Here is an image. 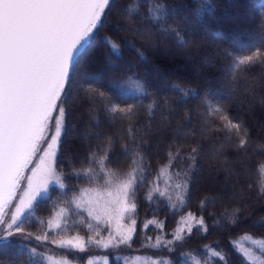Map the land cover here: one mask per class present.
<instances>
[{
	"label": "trees",
	"instance_id": "trees-1",
	"mask_svg": "<svg viewBox=\"0 0 264 264\" xmlns=\"http://www.w3.org/2000/svg\"><path fill=\"white\" fill-rule=\"evenodd\" d=\"M133 2L111 0L102 26L94 30L86 50L78 57L69 89V105H66L70 107L67 131L62 136V154L57 157V170L63 172L66 187L50 185V199L46 198L34 209V218L27 227L34 233L41 228L47 231L39 220L47 222L58 207H67L68 234L79 232L87 238L90 234L87 228L77 223L81 218L88 220L87 213L64 201L94 185L83 175L76 176L72 169L87 167L90 153L102 154L100 148L111 137L108 166L120 172L127 170L130 160L123 154L122 146L129 143L128 122L109 112L102 103L90 101L87 90L91 86L108 92L121 104L137 105V115L133 118L137 126L135 135L137 141H143L144 160L150 164L149 181L167 161L170 148L182 146L184 162L178 159L173 167L176 171H188L187 203L181 208L173 197L169 201L158 194H153L149 201V185L145 184L135 195L136 230L131 247L103 249L90 245L87 253H72L50 243L39 245L35 240L28 242V247L36 246L49 255L64 253L69 258L75 257L72 261L79 264L102 255L109 256L110 264H125L124 257L132 261L138 255L147 261L158 260L160 264L165 260L169 264H193L190 256H198L203 264L204 246L211 245L226 254L228 264H242L241 254L234 251L229 241L239 240L245 247H251L250 242L242 240L243 234L264 236V224L254 227L264 217V195L257 186L258 181L264 183V169L258 170V165L264 162V149L257 148V144H264V66L234 68L229 53L249 52L264 46L261 18L264 0H208L213 11L202 10L198 16L194 15L198 5L193 0H155L169 9H177V14L170 16L167 23L180 30L183 40L159 30L153 21H145L143 11L130 24L125 13L126 6ZM113 44L117 49L112 48ZM129 77L141 81L145 92L118 89L111 83ZM253 81L254 89L249 87ZM181 89L191 91L183 95ZM217 106L247 129L252 141L247 150L238 148L234 133L218 131L221 122L208 111ZM193 146L198 147V154L195 166L189 168L193 161L187 159L186 153ZM167 179L165 175L164 180ZM175 180L174 177V183ZM159 185L163 190V180ZM172 189L170 194L169 187L171 196L177 192ZM201 201H204L202 209ZM172 204L176 205L175 210L170 207ZM236 209L238 221L232 224L231 214ZM226 211L228 215H222ZM189 212L197 218L203 216L207 233L194 227L192 235H186L183 242L167 247L150 246L148 237L152 238V244L157 236L173 239L181 217ZM149 220L161 222L163 228L155 224L145 227ZM100 227L102 236L106 237L108 226ZM58 231L50 235L55 236ZM13 239L12 243H0V262L12 264L13 257L19 255L20 238Z\"/></svg>",
	"mask_w": 264,
	"mask_h": 264
},
{
	"label": "snow or ice",
	"instance_id": "snow-or-ice-1",
	"mask_svg": "<svg viewBox=\"0 0 264 264\" xmlns=\"http://www.w3.org/2000/svg\"><path fill=\"white\" fill-rule=\"evenodd\" d=\"M193 2L198 5L193 10L194 15H200L202 10L213 11L208 0ZM110 3L111 0H0V243H12L13 238H20L19 255L13 257L12 264H41L42 261L46 264H72L75 257L69 258L64 253L49 255L39 251L36 246L28 247V242L32 240L39 245L50 243L72 253H87L90 245L103 249H119L122 245L131 247L136 230V220L132 218L136 211L135 195L137 189L145 184L149 185V201L153 194L171 201L169 187H174L180 207L187 203L188 171H176L173 167L178 159L184 162L182 146L170 148L167 161L161 165L157 176L149 181L150 164L144 160L143 141H137L135 135L137 126L133 118L137 115V105L121 104L108 92L91 86L87 90L90 101L102 103L109 112L128 122L129 143L122 146L123 154L130 160L127 170L120 172L108 166L112 139L106 138L105 146L100 148L102 154L90 153L87 167L72 169L76 176L83 175L94 186L81 189L79 196L64 201L87 213L88 220L81 218L77 221L90 233L87 238L79 232L68 234L67 207H58L47 222L39 220L47 231L43 228L35 233L28 230L27 225L34 218V209L46 198L50 199V185H58L61 189L66 187L63 172L57 170V157L62 154V136L67 131L70 107L66 105H69L72 76L79 63L78 57L86 50L94 30L102 26V18L106 16V9L110 10ZM141 11L144 12L143 19L153 21L159 30L169 32L180 40L185 38L179 29L167 23L170 16L177 14L175 7L169 9L165 4L155 3V0H134L126 6L128 22H135ZM261 18L264 20V11ZM117 47L112 45L113 49ZM229 56L234 68L264 66V46L249 52L229 53ZM111 83L118 89L145 92L143 83L132 77ZM249 87L254 89L255 81ZM180 91L188 95L191 90ZM208 111L221 122L218 131L226 130L238 137L239 149L247 150L251 146L247 129L234 121L223 108L210 107ZM257 148L264 149V144H257ZM197 154V146L186 153L187 159L193 161L189 168L195 166ZM259 169H264V162L258 165ZM165 175L167 180H164ZM174 177L177 182L172 184ZM161 180L165 185L163 190L159 185ZM257 186L264 195V183L258 181ZM170 207L176 209L175 204ZM203 207L204 201H201V209ZM238 211L236 209L231 214L232 224L238 221ZM114 215L117 227L112 230ZM222 215H228L227 211ZM125 219L129 221L128 224L121 223ZM187 220L194 223L186 224ZM102 224L108 226L106 237L101 234ZM150 224L163 228V224L157 220H149L145 227ZM261 224H264V217L254 227ZM194 227L203 233L208 232L203 216L197 218L189 212L187 217H181L179 226L172 234L173 239L163 240L157 236L154 244L151 237L147 239L152 247H160L161 244L167 247L175 242H183L186 235H192ZM56 230H59L56 235L51 236L50 232ZM242 240L250 242L251 247H245L239 240L229 241L234 251L241 254L242 264H264V236L254 237L251 233H245ZM203 255V264H228L226 254L211 245L204 246ZM142 259L136 256L129 261L124 257V262L137 264ZM190 259L193 264H202L198 256H190ZM86 264H110L109 256L88 258ZM145 264H148L147 260ZM151 264H160V261L152 260ZM163 264H169V261L165 260Z\"/></svg>",
	"mask_w": 264,
	"mask_h": 264
},
{
	"label": "rangeland",
	"instance_id": "rangeland-1",
	"mask_svg": "<svg viewBox=\"0 0 264 264\" xmlns=\"http://www.w3.org/2000/svg\"><path fill=\"white\" fill-rule=\"evenodd\" d=\"M53 115H55V113L53 114ZM34 163H35V161H34ZM31 167V166H30ZM175 182H177V180H175ZM23 183V182H22ZM172 184H174V182H173V180H172V182H171ZM171 188V191H170V194L174 191L173 189H172V187H170ZM172 197L174 198V199H176V194L175 193H173V195H172ZM8 210V209H7ZM6 210V211H7ZM196 216V215H195ZM187 217V216H186ZM132 218H133V214H132ZM134 219V218H133ZM121 223H123V224H128L129 223V221L127 220V219H125L124 221H121ZM192 223H194L193 221H191V220H187L186 221V224H192ZM186 226V225H185ZM111 227H112V230H115L116 229V227H117V219H116V217H115V215L113 216V218H112V220H111ZM193 230H194V228H193ZM50 250H52V249H50ZM61 253H57L56 255L57 256H59ZM139 256V255H138ZM97 257H99V256H94V257H92L93 259H95V258H97ZM142 258H144V257H142ZM204 259V258H203ZM151 261L152 260H149V261H147L148 262V264H151ZM203 261V260H202ZM72 264H79V263H77V262H75V261H72ZM137 264H145V259H142L141 261H139V262H137Z\"/></svg>",
	"mask_w": 264,
	"mask_h": 264
},
{
	"label": "water",
	"instance_id": "water-1",
	"mask_svg": "<svg viewBox=\"0 0 264 264\" xmlns=\"http://www.w3.org/2000/svg\"><path fill=\"white\" fill-rule=\"evenodd\" d=\"M7 210V209H6Z\"/></svg>",
	"mask_w": 264,
	"mask_h": 264
}]
</instances>
